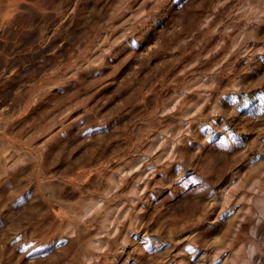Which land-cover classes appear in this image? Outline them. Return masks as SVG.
Returning a JSON list of instances; mask_svg holds the SVG:
<instances>
[{"label": "rangeland", "instance_id": "rangeland-1", "mask_svg": "<svg viewBox=\"0 0 264 264\" xmlns=\"http://www.w3.org/2000/svg\"><path fill=\"white\" fill-rule=\"evenodd\" d=\"M0 264H264V0H0Z\"/></svg>", "mask_w": 264, "mask_h": 264}]
</instances>
